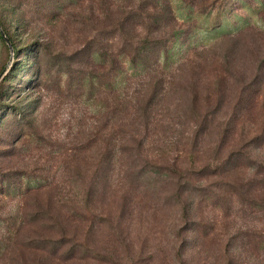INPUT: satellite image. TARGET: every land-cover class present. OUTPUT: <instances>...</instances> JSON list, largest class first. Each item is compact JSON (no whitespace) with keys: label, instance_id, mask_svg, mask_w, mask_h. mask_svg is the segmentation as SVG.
Returning a JSON list of instances; mask_svg holds the SVG:
<instances>
[{"label":"rangeland","instance_id":"rangeland-1","mask_svg":"<svg viewBox=\"0 0 264 264\" xmlns=\"http://www.w3.org/2000/svg\"><path fill=\"white\" fill-rule=\"evenodd\" d=\"M171 1L182 34L169 66L174 91L163 124L173 128L169 137L182 143L206 114L208 125L222 129L236 124V114L242 112L247 117L242 126L246 134L251 131L243 141H249L252 131L264 130V0H227L224 8L205 16ZM52 7L47 0H0V18L19 49L15 54L0 39V264H101L98 259L63 262L28 247L37 237L51 235V201L56 183L66 180L69 149L86 142V123L96 124L88 119L95 116L91 103L65 83L69 62L58 66L47 56L35 62L29 49L35 41L52 45L53 56L75 49L76 38L66 35L65 24L57 26ZM36 69L43 73L38 79ZM217 140L214 132L202 141L203 161L213 158L210 149ZM150 144L149 158L158 159L164 143L155 137ZM252 154L264 159V148ZM157 192L147 212L123 209L114 200L118 197L86 211L93 213L87 214L91 221L74 228L90 243V255L112 254L120 264H228L230 256L234 264H264L260 208L235 197L224 211L191 195V220L213 226L215 232L183 230L180 235L186 228L181 208L171 200L173 187L160 184ZM102 214L112 225L101 223L97 216ZM182 235L190 237L184 248Z\"/></svg>","mask_w":264,"mask_h":264},{"label":"trees","instance_id":"trees-1","mask_svg":"<svg viewBox=\"0 0 264 264\" xmlns=\"http://www.w3.org/2000/svg\"><path fill=\"white\" fill-rule=\"evenodd\" d=\"M179 1L190 11L204 16L224 8L227 2ZM47 3L58 16L57 26L65 24L66 35L76 38L75 49L70 53L63 49L60 56H53L52 45L42 41L33 42L29 49L35 62L47 56L58 66L68 61L75 68L69 67L63 78L67 74L66 85L70 89L75 87L77 97L91 103L95 116L88 119L96 124L86 123L85 133L82 132L86 142L79 149L75 145L69 149L66 180L56 183L51 201L54 210L49 218L51 235L32 240L30 249L50 252L53 259L63 262L98 259L101 264H120L112 254L91 256L90 243L81 239L74 225L91 221L87 217L91 212L86 214V211L113 197H118L114 200L123 209L147 212L160 184L173 187L171 200L181 208L186 228L180 235L183 230L198 229L203 235L208 230L215 232L213 226L191 220V195L208 207L221 205L224 211L238 197L239 203L264 212V159L258 160L252 154L255 148H264V130L252 131L251 139L244 142L251 132L246 134L242 126L247 118L244 113H235L237 123L222 129L208 125L210 114H206L203 123H196L183 137L185 141L177 144L169 137L173 128L163 126L165 111L171 108L167 99L174 91L170 60L182 34L171 0L123 3L47 0ZM76 10H86L87 14L77 15ZM68 22L75 23L77 29L70 28ZM0 25L17 54L16 42L1 18ZM0 39L8 44L1 32ZM84 65H90V70ZM37 69L38 79L43 73ZM194 114L201 118L199 113ZM20 118L25 120L23 116ZM214 132L218 135L217 142L210 147L214 156L203 161L201 143ZM155 137L165 148L158 149V159H150L147 149ZM97 218L105 225H112L106 215ZM189 238L183 236L181 248L186 247ZM259 244L264 248V237ZM184 254L185 251L180 254L182 263ZM231 258L228 264H234Z\"/></svg>","mask_w":264,"mask_h":264},{"label":"water","instance_id":"water-1","mask_svg":"<svg viewBox=\"0 0 264 264\" xmlns=\"http://www.w3.org/2000/svg\"><path fill=\"white\" fill-rule=\"evenodd\" d=\"M0 32L2 33L3 37L5 38L6 42H7L8 45H9V47H10L11 50L13 51L12 46H11V43H10L9 39L7 38V36L5 35L4 31L2 30L1 25H0Z\"/></svg>","mask_w":264,"mask_h":264}]
</instances>
